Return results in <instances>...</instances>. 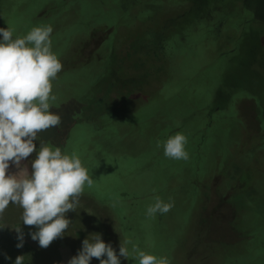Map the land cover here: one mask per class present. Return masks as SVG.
<instances>
[{
	"label": "rangeland",
	"instance_id": "obj_1",
	"mask_svg": "<svg viewBox=\"0 0 264 264\" xmlns=\"http://www.w3.org/2000/svg\"><path fill=\"white\" fill-rule=\"evenodd\" d=\"M216 2L208 14L204 0H0V27L14 36L52 26L61 123L41 139L76 152L93 179L47 248L10 203L19 217L0 216V254L67 264L99 232L117 253L129 249L121 264H138L134 245L169 264H264V0ZM147 34L161 36L156 61L141 55ZM105 93L118 111L84 107ZM177 132L187 136V161L164 156ZM156 197L173 206L148 216Z\"/></svg>",
	"mask_w": 264,
	"mask_h": 264
},
{
	"label": "clouds",
	"instance_id": "obj_2",
	"mask_svg": "<svg viewBox=\"0 0 264 264\" xmlns=\"http://www.w3.org/2000/svg\"><path fill=\"white\" fill-rule=\"evenodd\" d=\"M52 32L51 25H39L23 36H14L10 26L0 27V216L10 203L18 205L21 222L35 226L29 235L41 248L65 235L72 222L66 214L77 212L85 186L93 184L76 152L51 146L38 135L61 123L59 113L53 110L52 81L62 63L52 50ZM187 143L182 132L169 136L163 142L164 156L187 161ZM32 153L35 156L29 159ZM10 167L16 171L10 172ZM172 206L156 197L146 214L163 215ZM14 229L16 247L22 248L25 234L20 227ZM132 252L131 258L138 264H169L166 257L158 258L135 245ZM93 258L99 264H121V258L128 259L130 254L122 244L117 253L101 233L94 232L67 264H90ZM13 264H24L23 256L18 255Z\"/></svg>",
	"mask_w": 264,
	"mask_h": 264
},
{
	"label": "trees",
	"instance_id": "obj_3",
	"mask_svg": "<svg viewBox=\"0 0 264 264\" xmlns=\"http://www.w3.org/2000/svg\"><path fill=\"white\" fill-rule=\"evenodd\" d=\"M147 36H148V38H150L151 40H150V42H147L146 41V36L144 35V36H142V40H141V45H142V51H141V53H143V54H141L143 57H146V56H148V57H150L152 60H154V61H156L158 58V53H159V51H160V49H161V46L163 45V42H162V39H161V36L159 37V36H157L156 34H147ZM149 43V44H148ZM132 56H133V54L131 53V51L130 50H128V51H126V54H125V56H124V58L126 57L127 59L128 58H132ZM123 58V57H122ZM121 58V59H122ZM132 61L133 60H131L130 62H131V64H132ZM130 63H129V65H131ZM137 66H139L140 68H142V66H144L142 63L141 64H136ZM109 98H108V97ZM92 103L94 104V105H96V106H100V105H105V104H108V105H110V107L112 108V109H114V111H118V106H117V104H118V99H117V97H112L111 96V94H109V93H105L104 95H98V96H92L91 98H90V101L89 102H87L85 105H84V107L86 106V107H89V108H91V106H92ZM75 119L73 118V120H72V122H77V120L76 121H74ZM67 127V126H66ZM44 132L42 131V132H40L38 135L40 136V137H43L44 136ZM58 138H60L61 139V137L59 136ZM43 140V139H42ZM45 142H46V139L44 140ZM46 143H48V144H50L51 146H59V143L57 142V141H54V142H50V141H48V142H46ZM36 144H37V147H39V142L37 141L36 142ZM33 155V154H32ZM84 195H88L89 194V192L87 193V191H84V193H83ZM83 194H81V195H83ZM81 199V198H80ZM97 204H99V203H97ZM7 212V210L5 209V211H4V213H6ZM12 216H17V217H19V215H15V214H9L8 212H7V214H6V217L7 218H12ZM20 217H21V215H20ZM5 256H8V254L6 253V251H4V252H2L1 254H0V264H13V262L10 260V259H5ZM9 257V256H8Z\"/></svg>",
	"mask_w": 264,
	"mask_h": 264
},
{
	"label": "flooded vegetation",
	"instance_id": "obj_4",
	"mask_svg": "<svg viewBox=\"0 0 264 264\" xmlns=\"http://www.w3.org/2000/svg\"><path fill=\"white\" fill-rule=\"evenodd\" d=\"M217 0H204V6L206 8V11L205 13H208V14H214V10H211V6L212 5H217L218 3L216 2ZM204 13V12H203Z\"/></svg>",
	"mask_w": 264,
	"mask_h": 264
}]
</instances>
